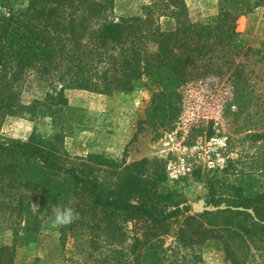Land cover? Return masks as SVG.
Returning a JSON list of instances; mask_svg holds the SVG:
<instances>
[{
  "label": "trees",
  "instance_id": "16d2710c",
  "mask_svg": "<svg viewBox=\"0 0 264 264\" xmlns=\"http://www.w3.org/2000/svg\"><path fill=\"white\" fill-rule=\"evenodd\" d=\"M113 1L29 0L24 7L0 11V120L25 111L32 116L49 114L61 123L69 107L68 91L111 96L147 89L152 92L150 125H174L186 139L197 134L213 138L217 127L223 129L221 115L230 104H237L231 116H246V139L260 144L254 163L260 158L264 162V128L250 129L255 119H264V100L248 85L235 47L238 19L264 5V0H256L254 6L247 0H221L226 7L207 23L191 22L183 0H158L177 10V25L170 31L161 29L151 9L141 16L103 20ZM230 4L232 8H227ZM32 74L46 83L48 93L23 106L15 90ZM211 104L216 114H207ZM252 105L261 108L251 113ZM225 127L229 132L228 123ZM57 153L52 145L34 141H0V200L12 185L28 177L24 165H33L43 174L37 185L46 195L47 215L54 216V207L71 206L78 213L72 224L92 216H113L117 225L147 224L154 232L150 237L159 238L192 211L181 196L162 186L158 162L143 160L121 169L112 163L103 171L86 161L70 163ZM238 164L233 160L224 170L236 171L235 183L221 184L230 192L227 198H217L214 183L207 184L209 204L227 209L185 217L176 240L183 247L214 241L231 264H251V249L264 250V183L254 184L264 166L261 173L250 174L238 171ZM100 171L110 177H101ZM34 177L30 174V179ZM48 178L61 183L50 186ZM150 237H134L131 264L147 261ZM14 253L15 245L0 248V264H13Z\"/></svg>",
  "mask_w": 264,
  "mask_h": 264
},
{
  "label": "rangeland",
  "instance_id": "374dc122",
  "mask_svg": "<svg viewBox=\"0 0 264 264\" xmlns=\"http://www.w3.org/2000/svg\"><path fill=\"white\" fill-rule=\"evenodd\" d=\"M28 1L0 0V11L24 7ZM247 2L254 6L257 1ZM183 4L187 18L193 23L216 20L226 7L221 0H183ZM228 6L232 8L233 4ZM149 9L162 30L176 27L177 10L158 0H114L103 12L102 19L112 21L141 16ZM236 31L239 34L235 44L240 54L238 62L244 65L250 88L264 100V5L241 16ZM48 89L44 81L32 74L24 78L15 92L21 105L31 106L43 100ZM66 95L69 107L61 123H55L49 114L32 116L25 111L7 114L0 120V141L11 139L52 145L61 159L73 164L86 161L101 166L103 171L111 169L112 163L121 169L143 160L158 162L164 175L162 186L181 196L186 202L184 206L192 211L175 221L168 227V234L159 238L150 237L154 232L147 224L117 225L113 216H92L89 220L57 226L54 216L47 215L46 195L37 185L43 174L33 165H24L28 177L20 185H12L0 200V248L15 245L13 264H131L136 235L152 239L144 264H231L224 252L218 250L217 242L183 247L177 242L176 233L185 217L200 214L194 212L195 205L214 207L209 204L208 183H214L217 198H227L230 192L221 189V184L226 187L236 180V171L224 172L230 162H239L238 171L253 174L259 170L261 173L262 158L257 163L253 160L260 144L246 139L248 119L244 115L239 119L231 116L233 108L239 106L230 104L227 107L228 112L221 115L223 129L217 127L213 138L197 134L186 139L174 125H150L152 92L147 89L111 96L78 90L68 91ZM206 107L207 114L217 113L213 104ZM260 108L252 105L250 112ZM227 123L229 132L225 127ZM185 126L188 129V125ZM254 128H264V119H255L250 125V129ZM57 135H60L59 140ZM92 157L99 158L92 160ZM103 171L99 172L101 177H110ZM30 174H34L35 179H30ZM48 179L50 186L54 181L61 183ZM256 179L258 182L254 184L262 185L264 174ZM56 210L54 207L53 211ZM116 221L119 220L116 218ZM250 255L251 264H264V250L254 247Z\"/></svg>",
  "mask_w": 264,
  "mask_h": 264
},
{
  "label": "clouds",
  "instance_id": "9594fccd",
  "mask_svg": "<svg viewBox=\"0 0 264 264\" xmlns=\"http://www.w3.org/2000/svg\"><path fill=\"white\" fill-rule=\"evenodd\" d=\"M78 218V213L71 206L58 207L54 214V224L64 226L72 223Z\"/></svg>",
  "mask_w": 264,
  "mask_h": 264
},
{
  "label": "water",
  "instance_id": "95a60500",
  "mask_svg": "<svg viewBox=\"0 0 264 264\" xmlns=\"http://www.w3.org/2000/svg\"><path fill=\"white\" fill-rule=\"evenodd\" d=\"M227 209L226 206H220V207H206V206H203L202 204H198V205H195L193 207V210L194 212H198V213H204V212H217V211H220V210H225ZM249 212L251 214H253V211L252 210H249Z\"/></svg>",
  "mask_w": 264,
  "mask_h": 264
}]
</instances>
